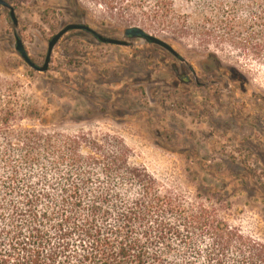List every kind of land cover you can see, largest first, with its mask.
<instances>
[{"label": "rangeland", "instance_id": "obj_1", "mask_svg": "<svg viewBox=\"0 0 264 264\" xmlns=\"http://www.w3.org/2000/svg\"><path fill=\"white\" fill-rule=\"evenodd\" d=\"M5 1L17 18L13 25L0 4V110L10 111L9 124L121 138L131 160L160 186L186 202H204L264 243V55L256 56L237 30L223 35L214 0L204 9L197 0L173 1L192 29L180 36L166 25L126 24L104 0ZM202 15L210 26H197ZM70 22L127 44L70 30L53 47L46 71L29 66L15 48L17 36L41 66L50 38ZM129 26L162 39L180 59L125 37ZM207 29L213 37L201 42Z\"/></svg>", "mask_w": 264, "mask_h": 264}, {"label": "trees", "instance_id": "obj_2", "mask_svg": "<svg viewBox=\"0 0 264 264\" xmlns=\"http://www.w3.org/2000/svg\"><path fill=\"white\" fill-rule=\"evenodd\" d=\"M104 1L126 24L192 30L174 0ZM214 3L223 35L237 30L264 55V0ZM9 114L0 110V264H264L263 242L160 186L121 138L15 128Z\"/></svg>", "mask_w": 264, "mask_h": 264}, {"label": "water", "instance_id": "obj_3", "mask_svg": "<svg viewBox=\"0 0 264 264\" xmlns=\"http://www.w3.org/2000/svg\"><path fill=\"white\" fill-rule=\"evenodd\" d=\"M0 4L2 6L9 8V17L12 21V24L16 25L17 24V18L14 14L13 7L5 0H0ZM74 29L85 30L87 32H90V33L94 34L98 38L99 41L104 42V43L116 44V45H126L127 44V41H125V40H121V39L114 38V37H106V36H102L100 34H97L93 29H91L86 24L77 23V22H70V23H67L66 25H64L58 32H56L50 38V40L48 42L47 52H46L43 64L41 66H38L29 58L21 39L17 36L15 37V48L18 51V53L20 54V56L23 58V60L29 66L33 67L34 69H36L38 71H46L48 69V65L50 62L52 49L55 46V44L57 43V41L66 32H68L70 30H74ZM124 36L142 38L146 42H149V43L163 47L164 49L168 50L169 52L173 53L174 55L177 54L175 52V50L168 43H166L165 41H163L162 39L158 38L155 35L147 33L143 28H141L139 26H129V27L125 28Z\"/></svg>", "mask_w": 264, "mask_h": 264}, {"label": "flooded vegetation", "instance_id": "obj_4", "mask_svg": "<svg viewBox=\"0 0 264 264\" xmlns=\"http://www.w3.org/2000/svg\"><path fill=\"white\" fill-rule=\"evenodd\" d=\"M125 37H128V36H125ZM128 38H138V37H128ZM160 47H161V46H160ZM162 48H163V47H162ZM165 50H166V49H165ZM166 51L169 52L168 50H166ZM169 53L172 54L174 58H176V59L179 58V55H178V54H175V55H174V54L171 53V52H169ZM179 59H180V58H179Z\"/></svg>", "mask_w": 264, "mask_h": 264}]
</instances>
